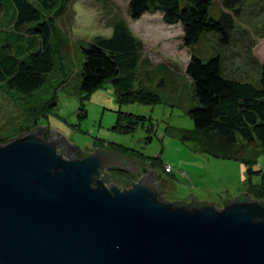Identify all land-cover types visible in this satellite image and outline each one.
I'll return each mask as SVG.
<instances>
[{
    "label": "rangeland",
    "instance_id": "374dc122",
    "mask_svg": "<svg viewBox=\"0 0 264 264\" xmlns=\"http://www.w3.org/2000/svg\"><path fill=\"white\" fill-rule=\"evenodd\" d=\"M28 1L40 5L39 0ZM129 2L56 0L49 9L54 27L49 44L52 62L44 83L33 94L21 95L0 82V145L37 128H48L64 137L66 146H71L68 149L86 153L106 149L125 162L131 160L126 171L121 167L108 169L111 183L121 188H128L152 169L158 181H166L164 198L169 201L200 199L221 208L225 200L244 192L264 200L260 174L264 151L257 144L243 145L239 152L243 160H234L200 153L197 144L180 140L182 129L193 128L188 115L194 105L193 86L185 73L192 55L202 60L218 55L223 73L259 84L264 65V0L234 2L237 18L226 42L209 32L189 45L184 44L181 26L166 24L157 11L132 20ZM7 3L0 0V24L10 28L12 14L6 10ZM208 5L209 16L219 18L223 4L211 0ZM122 20L141 42L133 94L140 91L139 82L157 99L141 101L139 95H125L124 101H118L119 94L110 81L89 94L78 89L82 45L109 36L113 25ZM126 113L132 116L119 119ZM131 118L135 122L129 121Z\"/></svg>",
    "mask_w": 264,
    "mask_h": 264
},
{
    "label": "water",
    "instance_id": "95a60500",
    "mask_svg": "<svg viewBox=\"0 0 264 264\" xmlns=\"http://www.w3.org/2000/svg\"><path fill=\"white\" fill-rule=\"evenodd\" d=\"M66 145L43 128L0 145V264H264L260 200L163 201L154 170L121 188L100 174L123 158Z\"/></svg>",
    "mask_w": 264,
    "mask_h": 264
},
{
    "label": "trees",
    "instance_id": "16d2710c",
    "mask_svg": "<svg viewBox=\"0 0 264 264\" xmlns=\"http://www.w3.org/2000/svg\"><path fill=\"white\" fill-rule=\"evenodd\" d=\"M39 1L40 5L37 6L28 0H8L6 10H10L12 14L8 21L10 28L0 24V82L5 83L8 88H14L21 95L33 94L34 89L44 83L45 74L51 71L49 44L54 27L49 9L56 0ZM210 1L130 0L128 9L132 20L138 19L145 12L157 11L166 24H179L183 29L185 45L192 44L200 35L209 32L217 33L226 42L228 31L233 28L237 18L234 15L236 0H219L224 7L219 18L209 16ZM27 25L25 29L28 31L23 32V27ZM140 46L141 42L123 20L113 25L109 36H101L89 45H82L84 58L78 89L83 94H89L102 83L110 81L119 94L118 101H124L125 95H139L141 101L148 97L157 99L155 93H146L147 89L139 82L140 91L133 94L141 59ZM259 72V84L255 85L223 73L218 55L204 60L192 55L185 73L193 86L191 97L194 105L188 110L193 128L182 129L180 140L197 144L200 153L234 160H243L244 155L241 157L239 152L248 144H257L264 151L263 64ZM142 92L145 93L141 94ZM123 115L126 119L132 116L131 113H126L119 116V119ZM129 121L135 122L132 118ZM127 122L126 120L125 123ZM128 124L123 125L124 128L127 129ZM43 129L46 132L50 130ZM86 154L88 153L83 151L77 152V156L81 158ZM103 172L101 169L100 177L111 183L110 174ZM260 174L264 178V170ZM165 182L161 181L162 192L159 196L163 201L168 200L164 198ZM244 199L260 200L264 205L263 199H253L245 192L233 198L238 201ZM233 200H225L223 204ZM187 202L213 204L212 201L200 199Z\"/></svg>",
    "mask_w": 264,
    "mask_h": 264
},
{
    "label": "flooded vegetation",
    "instance_id": "af4514ba",
    "mask_svg": "<svg viewBox=\"0 0 264 264\" xmlns=\"http://www.w3.org/2000/svg\"><path fill=\"white\" fill-rule=\"evenodd\" d=\"M129 164L132 165V161L128 159V160L125 162V164L122 165L121 169H124L125 171L128 170V169H125V168H127V166H128ZM119 168H120V167H119ZM104 172H108V173H109V170H108V169H104ZM104 172H103V173H104ZM157 176H158V175H157V173H156V177H157ZM163 180H164V179H163ZM163 180H162V181H163ZM111 184H112V183H111Z\"/></svg>",
    "mask_w": 264,
    "mask_h": 264
}]
</instances>
